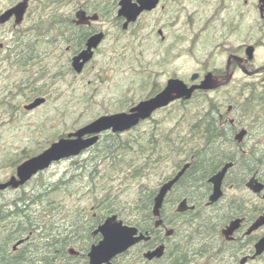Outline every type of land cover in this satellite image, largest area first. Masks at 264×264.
<instances>
[{"label": "flooded vegetation", "instance_id": "af4514ba", "mask_svg": "<svg viewBox=\"0 0 264 264\" xmlns=\"http://www.w3.org/2000/svg\"><path fill=\"white\" fill-rule=\"evenodd\" d=\"M20 1L22 0H14L0 9V16ZM34 1L29 0L21 22H17V16L12 15L7 21L0 23V78L10 86L1 94L0 102H8V106L14 108L13 96L18 92V88H15L17 74H14L18 68L29 71L35 66L51 68L55 65L59 69L44 79L49 86L48 90H36L28 97L29 102L39 96L49 100V93L56 86L50 79L58 78L57 74L63 72L61 69L68 68L77 78L99 53L106 50V41H109V45L105 52L109 48H115L119 39L122 41L123 37L130 35L133 28L141 23L143 16L154 14L156 54L159 58L162 61L172 58L177 45L182 42L178 40V36H182L188 44V54L194 57L197 64L196 71L187 76L186 80L182 79L189 85L200 84L211 73L221 85L208 90L197 89L190 99L176 100L169 106L157 109L150 118L142 120L140 124L122 134L154 122V126L148 125L144 131L150 133L154 129L153 139L161 144L162 129H167L168 126L167 122L155 118L158 112L177 103L190 108L206 100L220 103V108L213 112L219 126L170 127L172 140L177 142L178 138L186 139V157L180 158L178 163L177 150H173L175 164L167 162L163 165L159 158L156 172L139 178L155 181L152 187L150 184H143L151 188L153 194L149 201L153 217L149 222H144L145 217L136 220L134 214L123 206L102 213L100 205L92 204L90 207L81 208L83 211L73 217L65 213V224L60 230L61 242L58 248H54V257H49L51 249L47 243L48 238H33V231H18L15 223L1 222L0 227L9 226L10 229H1L0 234H9L8 236L15 238L8 242L9 254L6 257L9 260L2 258V262L91 264L90 251L93 245L103 239L102 234L96 230L109 217L116 215L117 220L137 227L138 235L143 233L148 239H142L125 252L114 256L109 263L103 264H240L245 257L248 258L245 264H264V253L253 258L255 245L264 235V224L250 231L255 222L264 216V60L259 59L260 49L264 46V1L189 0L188 6L183 8L180 0H160L155 9L143 12L128 28H124L126 19L118 16L120 0H78L70 13L60 14L46 13L42 4H37L38 8L33 12ZM182 5L185 6L184 3ZM40 9L43 13L38 12ZM80 10L85 11L82 19L77 15ZM52 18H57L56 24L52 23ZM100 32H104L105 36L94 50L93 58L85 64L83 72H76L72 66L73 57L86 50L89 39ZM202 44H206V48H203L205 52L200 55L196 51ZM51 46L55 48L52 52L54 55L50 54ZM195 73L199 76L192 79ZM170 78L172 77L166 80L158 92ZM30 84L29 79L22 88L28 86L27 91L37 88H32ZM154 95L150 93L140 101ZM132 106L127 105L126 111ZM191 112L192 115L202 113L196 108H192ZM178 113L183 114V111H170L168 115ZM179 129L186 131V135L179 137ZM209 130L220 131L216 145L214 143L210 146L205 141L207 136L197 133ZM243 130L246 134L241 140L237 139V135ZM212 148L216 149L215 154H222L224 160L209 172L206 171L209 168L204 163L205 172L198 168L197 172H190L195 168L197 155L206 150L211 151ZM213 157L210 159L214 163ZM75 158L66 160L73 161ZM187 164L185 172L165 195L160 215L156 216L154 206L157 195L163 185L177 176ZM227 165L228 169L219 186L212 179ZM258 184L263 185L260 192L251 186ZM218 191V198L212 200ZM182 204L185 206L183 210L180 209ZM234 220H241L240 226L227 236L225 230ZM143 227L151 229L145 230ZM161 245L165 246L161 257H147L149 251Z\"/></svg>", "mask_w": 264, "mask_h": 264}, {"label": "rangeland", "instance_id": "374dc122", "mask_svg": "<svg viewBox=\"0 0 264 264\" xmlns=\"http://www.w3.org/2000/svg\"><path fill=\"white\" fill-rule=\"evenodd\" d=\"M12 1L14 0H0V9ZM56 1L35 0L33 12L37 10L39 4H42V9L46 13H70L78 0H59L58 3ZM180 1L181 7L188 6L189 0ZM174 5L177 6V3ZM43 11L38 10L40 13ZM140 20L141 23L133 28L130 35L127 34V37L121 39L122 41L119 39L115 48H109L107 52L105 51L108 49L109 41H106L104 44L106 50L99 53L91 65L77 78L70 73L68 68L61 69L63 72L57 74L58 78L50 79L56 86L55 90L49 93V100L33 111H26L24 108L29 102L28 97L31 92L48 90L49 86L46 85L47 81L44 79L59 68L55 65L51 68L50 66L48 68L35 66L29 71L18 68L14 74H17L15 88H18V92L13 96L14 108H10L8 102L7 104L4 101L0 102V181H5L13 175L11 168L13 158L34 152L39 154L51 145V141L58 140L61 135H67L101 115L126 111L127 105L129 106L132 101L138 103L142 97L150 94L154 90L155 83H157L155 88L159 89L169 77L175 76L186 80L187 76L196 71L197 64L194 57L188 54V44L184 37L178 36V40L182 42L177 45L176 53L172 58L162 61L156 54L155 15L148 14ZM258 35H261L260 32ZM203 48H206V44H202L196 52L202 55L205 52ZM50 50V54H53L55 48L51 46ZM67 57L68 54L65 58ZM259 59L264 60V46L260 49ZM155 73L157 75H154ZM29 79L31 87H37L32 91H27L28 86L22 88V85L27 84ZM6 84L0 78V97L10 88ZM174 110H177V106L172 105L158 112L155 118L161 122H164V119L168 121L169 112ZM148 125L154 126L155 124L152 122L142 125L137 128L136 132L144 131L149 127ZM71 164V160L55 163L44 171L45 175L39 180L35 181L33 178L24 188L29 190L40 184L57 181L66 170L71 168ZM112 183L109 186L113 185L111 195L116 196L115 203L126 207L136 198L135 184H150L152 187L155 181L132 182V190H126L125 184L119 186L117 179ZM20 190L12 189L0 194V201L15 196ZM65 196L66 194L60 195L66 202L67 209L92 205L91 200L87 198L88 195L82 198L83 201L79 198Z\"/></svg>", "mask_w": 264, "mask_h": 264}, {"label": "trees", "instance_id": "16d2710c", "mask_svg": "<svg viewBox=\"0 0 264 264\" xmlns=\"http://www.w3.org/2000/svg\"><path fill=\"white\" fill-rule=\"evenodd\" d=\"M58 2L59 0L56 1V3ZM51 21L53 24H56L57 18H52ZM159 89L158 87L155 88L151 92V95H154ZM135 103L132 101L129 106ZM175 106H177V112L183 111V114L170 115L167 117L168 121L164 119L168 127H166L167 129H162L161 144H158L153 139L155 134L154 129L150 133H145V131L137 133V128H134L127 135L106 132L96 145L81 156L76 157L72 161L71 168L66 170L64 175L58 178L57 181L45 182L46 184L34 186L29 190L21 187L20 192L15 196L1 200L0 223H15L18 231H33V238H48L47 243L51 249L49 257H54L55 253L53 251L54 248L59 247V243L61 242L59 239L60 230L65 224L63 214L66 213L73 217L81 211V208L67 209L66 202L63 197H60L61 194H66L65 197L74 199H82L88 195L87 198L91 200V204H98L102 207V213L114 211L116 210L114 208L119 207V205L114 201L116 196L111 195L113 185L109 186L110 183L117 179L119 186L125 184L126 190H132V182L140 181L139 178L156 172L159 158V162H162L163 165L167 162L175 164L173 150H177L178 155L176 160L178 163H180V158L186 157V147L184 145L186 139L178 138L177 142L172 140L171 126H219L213 112L220 108V103L206 100L190 108L179 103ZM192 108H196V110H200L202 113L192 115ZM197 133L205 134L208 138L205 141L211 146L214 143L215 145L217 144L220 131L209 130ZM177 135H186V131L179 129ZM215 151L216 149L212 148L211 151L206 150L198 154L197 160L194 163L196 171L193 167L190 172H197V168L201 169V172L204 171L203 163L205 167L209 168L206 170L209 172L211 168H214L220 161L224 160L225 157L222 154H215ZM37 153L34 152L13 158L11 160L12 173L15 174L17 166L22 161ZM212 156H214L212 158L214 163L210 159ZM43 175H45V172H40L34 177L35 181L39 180ZM135 186L137 187L135 200L126 207L122 206L133 213L136 220H139V217H145L144 222H149L150 218L153 217L149 204L153 195L151 193L152 189L144 185L135 184ZM9 190L0 192V194H4ZM106 200H110V202L107 203L105 202ZM75 206L77 207V205ZM85 207H89V205ZM143 228L145 230L151 229L148 227ZM1 229L8 230L10 227H0ZM8 235L0 234V264H4L2 262L3 259L5 261L9 260L6 257L9 254L7 249L8 242L15 239Z\"/></svg>", "mask_w": 264, "mask_h": 264}, {"label": "water", "instance_id": "95a60500", "mask_svg": "<svg viewBox=\"0 0 264 264\" xmlns=\"http://www.w3.org/2000/svg\"><path fill=\"white\" fill-rule=\"evenodd\" d=\"M263 2L264 0H260ZM29 0H22L15 6L4 12L0 16V23L7 21L12 15L17 16V22H21L26 13ZM160 0H120V8L118 16L124 17V28H128L129 24L136 22L141 14L145 11H151L159 5ZM77 15L83 18L85 11H78ZM104 32L93 35L87 45V49L80 54L73 57L72 66L78 73L83 72L85 64L91 61L94 56V50L99 46L103 40ZM198 73L193 74L192 79H196ZM221 82L215 80L211 73L207 74L200 84L189 85L185 80L179 77H172L168 80L165 87L154 96L141 100L136 105L132 106L128 111H121L111 114L101 115L89 123L81 126L75 131L68 133L66 136L60 137L54 141L49 147L41 153L29 157L22 161L16 168L15 174L11 175L7 180L0 181V192L9 188L19 189L26 185L34 176L40 172L48 170L56 162L77 157L85 151L98 143L103 133L112 131L113 133H122L132 129L140 124L142 120L150 118L157 109L169 106L176 100L190 99L195 90H208L217 88ZM43 96L36 97L34 100L25 105L26 110H33L46 102ZM246 131L243 130L237 135V139L241 140ZM227 165L221 172H219L213 181L220 186L221 181L228 169ZM188 164L175 176L173 179L165 183L155 199L154 214L160 215V208L167 192L171 189L173 184L185 172ZM256 191L260 192L263 189L262 184L258 186L251 185ZM220 194L218 191L212 200H216ZM183 205V204H182ZM184 206V205H183ZM180 209L183 210L184 207ZM241 220H234L225 230L226 235L234 233L240 226ZM264 224V216H261L255 224L250 228V231L259 228ZM249 231V232H250ZM101 233L103 239L93 245L90 251L91 264L109 263L110 260L117 254L123 253L130 247L141 241L148 239L145 234L138 235V228L135 226L125 225L123 221L117 220V216L109 217L96 230ZM22 242V241H21ZM165 252V246L161 245L153 251H149L146 255L152 259L154 257H161ZM264 253V235L259 239L255 245V253L253 258ZM248 258L242 259L240 264H245Z\"/></svg>", "mask_w": 264, "mask_h": 264}, {"label": "bare ground", "instance_id": "6f19581e", "mask_svg": "<svg viewBox=\"0 0 264 264\" xmlns=\"http://www.w3.org/2000/svg\"><path fill=\"white\" fill-rule=\"evenodd\" d=\"M36 244V243H35Z\"/></svg>", "mask_w": 264, "mask_h": 264}]
</instances>
